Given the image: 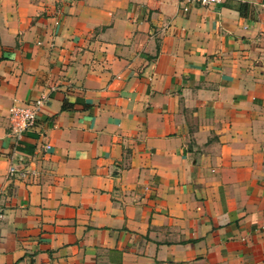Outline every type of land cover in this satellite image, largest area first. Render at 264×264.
I'll return each instance as SVG.
<instances>
[{
	"label": "crops",
	"instance_id": "crops-1",
	"mask_svg": "<svg viewBox=\"0 0 264 264\" xmlns=\"http://www.w3.org/2000/svg\"><path fill=\"white\" fill-rule=\"evenodd\" d=\"M0 264H264V0H0Z\"/></svg>",
	"mask_w": 264,
	"mask_h": 264
},
{
	"label": "built area",
	"instance_id": "built-area-1",
	"mask_svg": "<svg viewBox=\"0 0 264 264\" xmlns=\"http://www.w3.org/2000/svg\"><path fill=\"white\" fill-rule=\"evenodd\" d=\"M189 5L210 6L220 4L225 0H183ZM45 101L44 96H39L29 104L23 106H9L6 110V118L9 124L10 131L18 135L25 129L31 127L35 121V118L43 106ZM13 168L8 169V173L12 174ZM20 176H24L22 172L18 173Z\"/></svg>",
	"mask_w": 264,
	"mask_h": 264
}]
</instances>
